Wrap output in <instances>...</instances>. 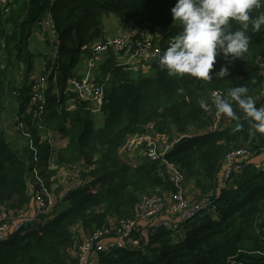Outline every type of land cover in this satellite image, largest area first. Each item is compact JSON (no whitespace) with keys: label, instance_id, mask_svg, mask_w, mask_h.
Masks as SVG:
<instances>
[{"label":"trees","instance_id":"trees-1","mask_svg":"<svg viewBox=\"0 0 264 264\" xmlns=\"http://www.w3.org/2000/svg\"><path fill=\"white\" fill-rule=\"evenodd\" d=\"M176 2L12 0L9 3L10 12L4 18L5 24H12L5 47L9 58L5 68H0V214L6 204L14 213L24 207L28 212L37 190L49 191L52 184L55 188L58 167L81 164L83 170L78 181L82 183L80 187L74 188L70 183V190L64 195L58 189L56 199H47L49 213L36 216L27 228L0 241V264H76L77 257L72 253L76 243L82 242V233L90 235L103 229L110 217L132 216L145 195L160 196L172 191L164 160L179 166L199 195L216 200L215 216L204 215L188 223L177 241L168 229L150 231L148 239L136 233L137 238L144 239L141 248L128 247L103 254L102 264H264V169L250 164L238 173L233 172L234 179L224 187L219 182L224 173V159L231 152L245 148L254 152L253 158L264 155L260 154L264 151V136L251 135L246 121L224 115L217 126L213 103L217 91L227 97L229 89L243 85L256 107L264 106V29L251 35L248 51L240 60L233 61L229 75L223 79L213 75L225 66V61L218 58L210 73L213 80L209 82H193L187 76L169 77L159 70L158 58L150 66L153 74L133 76L120 67L119 53L111 49L97 78V83L105 85L108 101L103 109L102 128L96 127L87 104L67 111V103L76 97L72 93L70 97L63 94L61 99L58 94L49 95L42 129L31 123L30 108L21 105L29 129L16 143L8 140L2 128L4 100L10 91L8 71L21 58L22 25L34 8L39 23L43 14L47 11V15L51 14L61 64L56 68L57 79H51L50 83L54 84L53 89L61 86L64 93L67 81L78 77L74 67L90 59L95 43L105 40L104 15L131 20L136 28H146L153 34L165 30L160 41L163 52L181 30L174 25L171 14ZM180 87L185 90L183 94L177 92ZM25 92L20 90L18 99L28 105ZM201 99L209 104L208 111L200 107ZM233 107L238 115H243L235 104ZM237 123L243 127L233 132ZM148 128L150 131H146ZM53 133L66 141L57 151L51 145ZM146 133L161 143L167 139L177 144L156 160L129 154L128 138ZM41 221L47 224L42 226ZM79 229L82 233H77Z\"/></svg>","mask_w":264,"mask_h":264},{"label":"built area","instance_id":"built-area-1","mask_svg":"<svg viewBox=\"0 0 264 264\" xmlns=\"http://www.w3.org/2000/svg\"><path fill=\"white\" fill-rule=\"evenodd\" d=\"M12 0H0V12L9 13L8 5ZM50 25L53 29L54 36L57 33L54 31V26L51 21H47L45 26ZM165 35V34H164ZM162 34L154 35L150 33L146 28H136L133 36L124 35L120 39H112L106 43L96 45L94 51H96L95 56L90 61V66L101 59V55L106 51V49H113L121 53L125 51L131 59H139L143 63H153L159 55L162 53L161 49V38L164 36ZM170 44V43H169ZM54 52L48 55L47 61H44L41 67L40 77L31 85V93L29 97V104L21 105L30 108V120L31 123L42 129L41 123L44 119V115L47 111V85L48 81L51 79H57V72L55 60L59 58V52L57 44L53 45ZM69 93H72L76 97L74 100L67 103V109L74 110L77 105L82 103H89L91 105L95 104L96 109L93 108L92 112L100 113L103 105L106 102V95L104 88L97 84L94 79L87 76L81 79L80 77H74L67 81L64 88V93L66 97H70ZM15 95L20 97V93L14 92ZM214 94L221 93L217 91ZM58 95H61L59 92ZM214 97V95H213ZM23 110V109H22ZM27 116L19 112L14 118V125L17 133L26 135V131L29 129L25 119ZM223 120V115L216 114L217 126ZM150 131V129H146ZM153 133V132H152ZM127 152L129 154H135L137 156H146L149 159L156 160L163 157L167 152L173 148L174 143H164L159 142L157 137H153L150 133L143 134L142 136H133L127 140ZM264 153L261 151L260 154ZM254 157V152L248 149H237L231 152L225 159L223 163V169L227 168L222 174V182L226 184L232 181L231 174L233 172H240L250 163L256 161ZM251 160V161H249ZM166 170L169 175V180L172 184V191L170 193H164L163 195H153L141 198L142 200L135 206V210L132 216L127 218H111L103 229H96L87 235L81 243L77 242L74 249L75 256L77 257L76 264H102L101 256L103 254H108L117 249H128V247L141 248V244L144 241L143 238L139 236L137 238L136 233L142 234L145 238H149L148 233L150 231H155L157 229H168L173 232L175 237L181 236L180 232L183 231L184 227L196 219L202 218L205 214H210L216 210V200L210 197H204L200 201H195L186 195L187 189V179L183 171L175 163L165 161ZM255 167L258 169H264V163L259 164L256 162ZM69 172L64 173L62 179L58 178V184L56 188L62 189V195L66 194V191L70 190V183L78 188L82 185L78 184L81 181V173L83 166L81 164L75 166H69ZM65 189V192L63 191ZM35 202L43 208L40 212H34L36 216L46 215V208L48 207V197L49 193L47 190H37L33 195V202ZM2 215L0 214V241L5 239L3 233L6 231L7 223L2 220ZM20 216V226H17L15 232H19L24 228H27L32 222L29 219L27 211L23 214L17 212L13 217H11V222ZM31 222V223H30ZM47 222L41 221L40 225L45 226ZM12 232L10 234H13ZM9 234V235H10ZM178 240V238H177ZM176 240V241H177Z\"/></svg>","mask_w":264,"mask_h":264},{"label":"clouds","instance_id":"clouds-1","mask_svg":"<svg viewBox=\"0 0 264 264\" xmlns=\"http://www.w3.org/2000/svg\"><path fill=\"white\" fill-rule=\"evenodd\" d=\"M171 14L181 30L159 55V70L177 79L193 78V82L212 81L213 75L220 79L228 76L229 66L248 51L251 35L264 29V0H177ZM218 58L225 61V66L213 73ZM184 91L183 87L177 89L178 94ZM248 91L241 85L229 89L227 97L214 94L215 111L246 121L251 135L264 136V106L256 107ZM199 104L205 111L209 110L204 99ZM242 127L237 123L233 132H239Z\"/></svg>","mask_w":264,"mask_h":264},{"label":"crops","instance_id":"crops-1","mask_svg":"<svg viewBox=\"0 0 264 264\" xmlns=\"http://www.w3.org/2000/svg\"><path fill=\"white\" fill-rule=\"evenodd\" d=\"M9 12H10V8H9ZM4 18L5 17H3V20L0 21V47H1L0 58L3 56L2 59L0 60V65L1 64L4 65L1 68H4L8 63L7 58H9V55L6 52L5 47H6V44L8 42L9 33H10V31H12L11 28L9 30L6 29V24H5ZM117 19L118 18L116 16H113V15H110V16L104 15L103 24H104V29L106 32L105 40L95 43V45L93 46V51H94V47L96 45L106 43L109 40H112V39H115L118 37H122L124 35H128L130 37L133 36L134 29L136 28L135 25L132 24L134 22L129 20V21H127L128 22V24H127L124 20H122V21L120 20L118 22ZM48 20L52 22L51 14H48L47 17H45V19H43V20L41 19V23H39V19H38V21H37V19L35 21H33V23L38 22L39 26L37 28L32 26L31 33H30L31 35L29 36V39H28V45H30V48H31V50L29 51L30 55L37 56V59H39L38 65L35 67H28L27 62L24 63L22 61V58H20L17 61L13 62V65L9 69L11 74L8 71L9 77H8V83L7 84H8V88L10 91L6 96V99L4 100V114L2 116L1 121H2V128H4V131H5V135L11 143H16V139L23 137L22 134L17 133L15 128L13 127L15 116L19 112L23 113V110L20 108V100L18 99V96L14 94V92H19L20 90H27V92H25L24 94H26V96L28 95V98L30 97V93H31L30 86H31L32 81L34 82L40 77V75H41L40 70H41L42 64L44 63V61L48 60L47 59V58H49L48 55H50L52 52H54L53 45L57 44V41L55 39L56 36H54L53 29L51 28V26L50 25L45 26V23ZM174 25L178 26L177 24H174ZM122 26L125 28L127 27V32L123 33L124 31L121 30ZM130 28H134V29L131 30V32H129ZM54 31H55V29H54ZM151 33L153 34V32H151ZM157 34L164 35V34H166V31L159 29L156 32V34H154V35H157ZM51 44H52V48H51L52 52L51 51L46 52V49ZM110 51H111V49H106V51L101 55V59L99 61H97L94 64V66L91 67L90 61L95 56V53H96V51H94V55L90 59L86 58L85 61H83L80 64H77L74 67V69H73L74 73L77 74V76L80 77L81 79L89 76L90 78L94 79V81L97 83V78L101 75L100 66L109 57ZM117 53H119V52H117ZM59 57H60V54H59ZM118 59H119L120 67H124L128 72L133 74V76H139V75L142 76V75L153 74L152 69L150 67L151 64L143 63L139 59H131L130 56L125 51H122L121 53L118 54ZM55 63H56V66H58V67L61 64L58 61V59L55 60ZM60 73L61 72L58 73L59 77H60ZM97 84H99V83H97ZM99 85H101V84H99ZM65 86H66V84H65ZM101 86L104 88V90L106 89L104 84H102ZM53 87H54V84H51L50 81H48L47 98L49 97L50 94H52L51 93L52 90L54 91V90H57L59 88L58 87V88L53 89ZM60 93H61V95L57 96L59 99H61V97L63 95L62 91ZM107 102L108 101L106 100L105 104ZM86 104H87L88 110L94 116L96 127L98 129L102 128L104 126L103 125V123H104L103 109H104L105 104L103 105L101 112L95 113V114L92 112L93 108H95V109L97 108L95 106V104L91 105L87 102L82 103V104L77 105L76 109H79L81 106H84ZM59 108H60V111L63 110V108L61 106ZM76 109H74V110H76ZM68 110L69 109H67V111ZM71 111H73V110H71ZM97 122H100V124L97 125ZM61 137L62 136L60 134L54 135V133H53L51 145H52L54 151H57L58 148H60L64 143H66V141L63 140V138H61ZM255 159H256V161H254L253 163H250L254 167H255L256 162H259L260 160L264 159V155H257ZM249 165H247V166H249ZM52 167H55V166L53 165ZM68 168L69 167H58L56 169L58 171L57 172V178H56L57 181H58L59 177H60V180L62 179L64 173L69 172ZM219 175L220 174H218V176H217L218 178H219ZM220 178H221V181H219V182H221L222 187H224L226 184L229 183V182H227L226 184H223L222 176ZM220 178H219V180H220ZM53 185L54 184L51 185V188L48 191L49 192V199H56L57 194H58L57 190L61 188V187L56 188V186H55V188H53ZM55 193H56V195H55ZM186 195L195 201H200L201 199L204 198L203 195L198 194V191L193 187V185H189L188 179H187ZM217 196L218 195L216 194V197ZM215 204L217 207V203H215ZM33 205H34V203L31 201L30 210L28 211V213H30V214H28L29 215L28 217H29L31 222H33V219L36 217V215L34 214L35 211H34ZM9 207L10 206L8 204H6L4 206L3 213L5 215H10L12 217V216H14L15 213H12ZM5 210L8 211V214L5 212ZM216 211H217V208L214 212H212L210 214H205V215L215 216ZM263 215H264V212H263ZM196 220H198V219H196ZM79 232L82 233V231L80 229L77 231V233H79ZM87 235L88 234L82 233V237H80V238L84 239ZM72 255L75 256V252H73Z\"/></svg>","mask_w":264,"mask_h":264},{"label":"rangeland","instance_id":"rangeland-1","mask_svg":"<svg viewBox=\"0 0 264 264\" xmlns=\"http://www.w3.org/2000/svg\"><path fill=\"white\" fill-rule=\"evenodd\" d=\"M47 13H48V11H47ZM47 13H45V14H43V16L41 17L42 19H45V17L47 16ZM0 15L2 16V17H6V13L5 12H0ZM106 16V15H105ZM37 17H38V11H37V9L36 8H34L30 13H28L26 16H25V18H24V24L22 25V30H21V34H22V37H21V41H20V43H19V53H21V58H22V61L25 63V62H27V66L28 67H35V66H37L38 65V61H39V59H37V56H32V55H30V50H31V48H30V45H28V39H29V36L31 35L30 33H31V29H32V26L33 27H35V28H37L38 26H39V23L38 22H34L33 23V21H35L36 19H37ZM117 21L119 22L120 20H118L117 19ZM127 24H128V22L127 21H125ZM9 24V25H8ZM132 24H134V23H132ZM10 27H12V24L9 22H6V29H10ZM135 28V27H134ZM134 28H130L129 29V32H131V30H133ZM121 30H123L124 32L123 33H125V32H127V27L125 28V27H123L122 26V28H121ZM134 31H136V28L134 29ZM121 37H118V38H116V39H120ZM32 44V43H31ZM51 48H52V44L51 45H49V47L46 49V52H49V51H51ZM52 52V51H51ZM5 59V58H4ZM1 66H2V64L0 65V68H1ZM5 68V67H4ZM4 68H1L2 70L4 69ZM10 72V71H9ZM10 74H11V72H10ZM63 89L61 88V86H59V88L57 89V90H52L51 91V93L53 94V95H55V94H57V93H59V92H61ZM52 95L50 94V97H51ZM100 124V122H97V125H99ZM168 142V140L167 139H165L164 140V143H167ZM177 144V141L174 143V145H173V147L175 146ZM172 149V148H171ZM170 149V150H171ZM249 161H251V160H249ZM260 165L261 164H263L264 163V159L263 160H260L259 162H258ZM224 171H227V168H225L224 169ZM55 195H56V193H55ZM34 205H33V207H34V211L37 213V211L38 212H40L43 208H41V206L40 205H38L36 202H35V197H34ZM26 210V207H24V209L23 210H21V211H18L19 213H21V214H23L24 213V211ZM51 210V209H50ZM50 210L48 209V208H46L45 209V211L47 212V213H49L50 212ZM53 210V209H52ZM5 212L8 214V211L7 210H5ZM11 212L12 213H14L13 212V210H11ZM28 214H30V213H28ZM15 215V214H14ZM13 217V216H12ZM20 216H18L16 219H15V221L14 222H12V223H10L11 222V216L10 215H2V220L3 221H6V222H9V223H7L5 226H7V229H6V231L3 233V237H6V236H8L10 233H12V232H15V229L17 228V226H20ZM184 230V229H183ZM183 234V232L181 231L180 232V235H182Z\"/></svg>","mask_w":264,"mask_h":264}]
</instances>
